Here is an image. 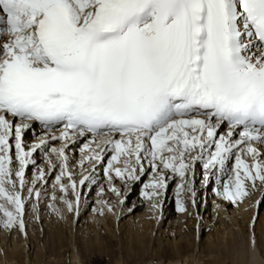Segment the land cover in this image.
<instances>
[{
  "label": "snow or ice",
  "instance_id": "6c2138e0",
  "mask_svg": "<svg viewBox=\"0 0 264 264\" xmlns=\"http://www.w3.org/2000/svg\"><path fill=\"white\" fill-rule=\"evenodd\" d=\"M36 124L51 135L27 144ZM78 138L82 167L110 154V180L139 179L146 163L147 199L173 177L195 197L200 164L242 203L264 185V0H0V227L24 232L27 200L57 168L53 187L78 213L65 152ZM38 152L48 169L29 187Z\"/></svg>",
  "mask_w": 264,
  "mask_h": 264
},
{
  "label": "rangeland",
  "instance_id": "374dc122",
  "mask_svg": "<svg viewBox=\"0 0 264 264\" xmlns=\"http://www.w3.org/2000/svg\"><path fill=\"white\" fill-rule=\"evenodd\" d=\"M37 134L38 131L34 132L33 129H30L25 133V142L27 144H32V140L37 142L38 139L35 138L37 137ZM50 143L52 147H61L58 146L61 145L60 141H51ZM84 143V138H78L75 143H69L65 148V152L69 157V166H71L70 169L76 182L79 176V173H77L78 158L82 155L81 149ZM109 156L110 154L105 156L103 163L94 162L93 167L85 174V176H91L95 180V183L86 181L83 185H80L77 182V192L79 193V197L84 201V204H81L80 211L74 216L72 225L69 227L68 224H65V227L61 230L63 239L60 248L46 254L41 246L40 249L32 248V246L27 245L26 241H23V243H19V245L24 247V250L21 251L20 259H13L11 262H8L5 261L4 258H1L2 244H0V264H72L73 255H76L79 259L77 264H169L176 261L184 263L185 259L189 260V264H191V260L193 259H195V261L197 260L196 262H199V264H247L250 259V252L247 243L248 233L250 234V237H252L253 234L256 235H254L255 241L260 239L259 241L257 240L255 244L259 251V256L264 261V245L261 243L260 238L262 237L261 233L263 230L260 227L261 225H259L261 221L260 219L262 218L261 216H264V185L259 184L260 187L257 186L254 190L250 187V196L245 198L242 202L244 203L245 201L252 199L255 197L256 192H259V201L256 204L257 199H255L254 202V204L258 206L252 216V221L249 222L252 215V209L250 207H245L246 209L244 208V213L241 215H227L228 211H226V209H230L231 205L229 207L222 208V212H224L222 215L223 220L224 218L225 220H228V217H237V221L239 220V224L243 226V231L239 232L235 230L234 236H231V232L229 231L231 227L223 230L221 229L222 227L218 228V224H215L217 214L214 215V220L211 219L213 210L217 208V206H212V199L214 197L216 198L217 191H222V189H219L215 176L207 183L204 182V170L200 164L196 165L195 177H191L192 189L195 191V197H193L192 193L189 191H185L178 196V187L181 181L179 177H173L167 180V189L161 190L160 196L150 200L144 196V193L146 192L144 185L149 184L156 178L155 173L150 175L152 169L147 165L143 174H138L139 179L136 180H121L117 179L114 175L113 179L110 180L108 176L105 175V168L107 167ZM54 158L55 157H52L53 160H55ZM35 159L36 166H29V169L26 171L28 186L33 182L30 181L31 178L37 175L38 167H43V169L48 168L44 155L38 152L35 154ZM245 159L249 163L252 162L249 157H245ZM232 163H234V161L230 162L229 167H231ZM40 164L42 165L40 166ZM86 165L87 164H84L82 167L80 163L79 168H81V171L82 169H85ZM58 171L59 168L46 177L47 183H36V189L40 191L41 196L38 201L33 199L35 204L39 203L41 205L44 202H47L51 195L56 197L55 200L51 199L52 204L55 203V201H64V198L66 200L69 199L70 201H73L75 204V199H73L75 195L72 194L71 190H69L67 196H64V194L59 192L57 188L53 187L55 175L58 174ZM114 179H117L119 184H121V188H118L119 195H115L114 198L109 199L112 193H114L111 191V186L115 183ZM65 183L67 184V180H65ZM108 183L110 188L107 185ZM26 190L27 189H25V191ZM151 191V189H148L147 192ZM107 194L110 196H106ZM62 195L63 199H60V196ZM121 195L123 199L121 198ZM96 196L97 199H99V202H101V198L105 196L106 198L103 201H106L107 204H110V208L114 209L113 213L109 211L110 214L105 212L99 214L95 212V215H101L100 219L97 220L99 223H97V221L94 223L90 220L89 216L90 210L94 207L93 204L98 201ZM218 196L219 197L217 199L220 198V195ZM188 198H191V200H188ZM177 199L183 200L184 208H190V210L183 212L178 211ZM116 200H118L117 202H119L120 205H118V208H116V203L114 202ZM194 200L195 203H193ZM227 204H229V202H227ZM157 205H159V208H157L158 216H162L163 214V219H165L168 215H170L166 219V223L169 219L176 221V226H174V228L171 227L174 229L173 231H171L172 229L170 226L168 228V225H164L160 228V230L166 231V240H168L167 243L168 245L170 244V246H167V243L164 242L163 247L167 249L169 248V252L167 253L169 256L164 253H160L159 255L154 253V247H156L157 244L155 241V235L157 236L159 233H157L156 229H154L151 234V225L155 216L154 214L157 212ZM26 207H28V205H26ZM37 210L39 211V208ZM69 213L71 214L72 212ZM39 215L40 213L36 214V217H39ZM179 215H182L181 221L177 218ZM219 216L218 218H220ZM245 217H248V219L241 221V219ZM88 218L90 222L88 221ZM92 223L94 224L92 225ZM106 224L108 227H104ZM138 224H140L141 233L136 235L132 228ZM78 228H84V230L88 228L86 233L93 237L89 242H87V249L80 245V242L77 239ZM216 229L220 230H217V232ZM5 232H7L6 229H4L3 235L6 234V237H8V234ZM217 233L219 234L217 235ZM20 234L22 237L21 239H24V232L20 231ZM208 235L214 239H211V241L208 240V238H210ZM178 238H181L183 241L182 243L185 249L183 248L184 251H181L183 253L177 256L170 254L172 253L170 248L172 247L171 244L173 245L175 242L173 241V243H171V240H178ZM209 241L211 243L214 242L212 243L215 244L214 250L208 249ZM11 244L12 243H10V241L6 243L8 248ZM171 257H175V259Z\"/></svg>",
  "mask_w": 264,
  "mask_h": 264
},
{
  "label": "bare ground",
  "instance_id": "6f19581e",
  "mask_svg": "<svg viewBox=\"0 0 264 264\" xmlns=\"http://www.w3.org/2000/svg\"><path fill=\"white\" fill-rule=\"evenodd\" d=\"M32 129L34 130V132H37L38 131L37 137H35L37 139L40 138V137H42V136L51 135L50 133H46L39 126H35L34 125ZM55 134L56 135H59V132H56ZM31 142L33 144L36 141L32 140ZM60 144H61V142H60ZM58 146L60 147L61 145H58ZM79 153H81V152H79ZM84 155L85 154H82L81 157L78 158V163H77V167H78L77 173H79V176L77 178V182L78 183L80 182V180H82L84 178L85 174L89 172V170L93 167V163H94V162L93 163H84V164H87V165H86L85 169L84 170L82 169V171H81V168H79L80 167L79 165L82 162ZM41 165L42 164H40V166ZM146 166H147V164L145 163V167ZM70 168H71V166H70ZM47 169H45V170H47ZM152 173H153V171H151L150 175ZM35 177L36 176H33L31 178V180L30 179L29 180L30 181H33L35 179ZM111 179H113V176H112ZM105 180H106V178H105ZM114 182L115 183L112 184L111 187H114L116 189V192L112 193L111 196L109 194H107L106 196H110L109 199L110 198H114L115 195H117V193H118V188L119 189L121 188V184H119V182L117 181V179H114ZM107 185L110 188L109 183ZM29 186L31 187L32 184H30ZM257 186L260 187V185H259L258 182H257ZM146 191H148V189H146ZM24 195L27 196V190L24 192ZM259 195H260L259 192L258 193L256 192L255 197H253L252 199H250L248 201H245L244 203H237V204H233V203H231V202L223 199L221 196H220L219 199H217L219 197L217 195L216 198L214 197L212 199V202H213L212 203V206H217V208L216 209L214 208L215 210H213L212 218L211 219L214 220V215L217 214V218L215 220L216 221L215 224H218L217 227L218 228L219 227L220 228L222 227L221 229H223V230H226V229H228V227H231V229L229 228L230 229L229 231L231 232V236H234L235 230H237L239 232L240 231H243V226L239 224V222H238L239 220L237 221V217H233V218L228 217V220H225V218L223 220L222 219V215L224 214V212H222V208L223 207H229L231 205L230 209H228V210L226 209V211H228V214L227 215H230V214H233V215H241V214L244 213V210L246 209L245 207H250L252 209V215H251V217L249 219V222H250V221H252L251 220L252 219V216L254 215V213H255V211L257 209V206L258 205H256V204L259 201ZM97 196H96V199H97ZM52 197L53 196L51 195L50 196V199L47 202H44L41 205L39 203L38 204H35V202L33 200V199H35V197L27 200V202L25 204V215H24V223H25V230H24L25 238L24 239H21L22 237H21V234H20V231H19L18 228H13L11 230H6L7 232H5V233L8 234V237H6V234L3 235L4 228L3 227H0V244H2V246H1V249H2V251H1V253H2L1 258H4L5 261H8V262H11V260H13V259L19 260L20 259V256H21V251L24 250V247L22 245H19V243H23V241H26L27 242V245L32 246V248H38V249H40V246H41L44 249V251L46 252V254H48L51 251H54L57 248H60V245L62 244V239H63L62 238L61 230H63V228L65 227V224L66 225L68 224V226L70 227L72 225V223H73L74 216L77 215L78 213H77V211L74 208V211H72V213L70 214L69 211L67 210L66 204L63 201H61V200L58 201V202L55 201V203L52 204L51 203ZM105 198H106L105 196L102 197L101 200H100L101 202H99V199H97L98 200L97 201L98 203L96 202L95 204H93L94 207L89 212L90 220H92L94 223L98 219H100V217H101V215H98V216H97V214L95 215V212L101 214L102 212L109 213V209H111V212L112 213L114 211V209L110 208L111 207L110 204H107L106 201H103V200H105ZM121 198H122V195H121ZM121 198H119V199H121ZM60 199H63V195L60 196ZM73 199H76L75 196L73 197ZM189 199L191 200V198H188V200ZM255 199H257L256 200V204H254ZM64 200H65V198H64ZM68 201H70V200L68 199ZM102 201L104 202V204H103ZM117 201L118 200L114 201L116 203V208H118V205H119V202H117ZM71 202H73V201H71ZM83 202L84 201L80 198L78 212L81 209V204H84ZM227 202H229V204H227ZM73 204H74V202H73ZM26 205H28V207H26ZM74 206H75V204H74ZM158 206L159 205L156 206V210H157V208H159ZM236 206H237V209H236ZM38 208H39V211L37 210ZM189 210H190V208L185 209V211H189ZM38 213H40V215H39V217H36V214H38ZM219 214H220V216H219ZM154 215L155 216H154L153 221H152L153 223L151 222L152 223V225H151L152 227L150 226L151 227V234H152V230H154V229H156V232L159 233L157 236L155 235V241L157 242V244L155 243L156 244V247H154L155 248L154 253H156V255H159L160 253L167 254L169 252L168 251L169 248L167 249V248L163 247V243L164 242H166V243L168 242V240H166L167 235H165L166 234V231H162V230H160V228L162 226H164V225L165 226L168 225V228H169V226H170V228L171 227L174 228V226H176L175 225V222L176 221H174V220L172 221L171 219H169L168 222L166 223L165 221H166V219L170 215H168L165 219H163V216H164L163 214H162V216H158V210H157V212ZM218 216L220 218H218ZM261 217L262 218L260 219L261 221H260V224L259 225H261L260 227L263 230V232L261 233V236L262 237H260V238H261V243L264 245V216H261ZM177 218L180 219V221H181L182 215H179ZM244 219H248V217L247 218L246 217L245 218H242L241 221H243ZM88 221H89V218H88ZM101 222H103V221H101ZM94 223H92V225ZM97 223H99V222L97 221ZM177 226H178V224H177ZM104 227H108V225L106 224V225H104ZM134 227L132 228V230L136 233V235L139 234V233H141L140 232V229H141L140 224H138V225H136ZM90 228H91V226H90ZM92 228H93V226H92ZM173 228H171L172 229L171 231L174 230ZM87 229L84 230V228L83 229L78 228L77 229L78 232L76 231L77 232V239L79 240L80 245L84 246L86 249L88 248L87 242H89L90 239L93 238L92 236H90L89 234L86 233V230ZM106 229H108V228H106ZM175 229H176V227H175ZM217 230H220V229H216V231ZM257 230H259V229H257ZM170 234H171V232H170ZM218 234L219 233H217V235ZM247 235H248V241H247V243H248V249H249V252H250V259H249V261H248L247 264H264L263 259L259 256V251H258V249L256 247V244H255V242L258 239L255 241V237H254L255 234H253L252 237H250V234L249 233ZM98 236H99V234H98ZM208 237H210V238H208V240H210V241H211V239H214V238H211V236H209V235H208ZM94 238H97V237H94ZM176 240H174V239L171 240V243H173V241H175V242H174L173 245L171 244L172 247L170 248V250H171L172 253H170V254H174V255H177L178 256L179 254L183 253L181 251H184L185 248H184V245L182 243L183 241L181 240V238H178L177 241ZM8 241H10V243H12L11 245H9V248L6 245V243ZM210 241H209V244H208V249L209 250H214L215 244H212L214 242L211 243ZM89 244H91V243H89ZM257 244H259V243H257ZM167 246H170V244L168 245V243H167ZM167 256H169V255L167 254ZM175 257L174 258L171 257V258L175 259ZM78 260L79 259H78V257L76 255H73L72 256V264H77L79 262ZM193 260H191L192 261L191 264H199V262H196L197 260L196 261H195V259H193ZM169 264H189V260L188 259H185L184 260V263H179V262L176 261L174 263H169Z\"/></svg>",
  "mask_w": 264,
  "mask_h": 264
}]
</instances>
